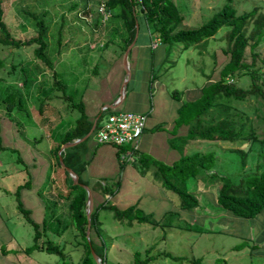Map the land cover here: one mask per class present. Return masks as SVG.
Here are the masks:
<instances>
[{
  "label": "rangeland",
  "instance_id": "rangeland-1",
  "mask_svg": "<svg viewBox=\"0 0 264 264\" xmlns=\"http://www.w3.org/2000/svg\"><path fill=\"white\" fill-rule=\"evenodd\" d=\"M3 2L4 21L17 39L34 38L37 34V20L43 19L46 22L49 28L46 37L49 45L47 54L53 62L55 71L60 75L59 79L68 85L67 94L71 95V60H74V56H71V45L75 43L77 32L75 29L80 28V31H83L87 29L89 23L91 26L95 23L97 26L98 22L92 19L91 15L95 13L99 16L98 8L103 0H3ZM174 2L190 27L198 29L219 14L229 0H174ZM232 4L239 14L250 12L254 7L261 8L260 19L249 28V32L256 37L262 30L264 22V0H232ZM110 21L102 23L100 17V23L105 26L106 24L109 26ZM229 32L230 27L225 26L215 38L187 50L188 52H181L178 49L179 44L161 46L159 51L153 52L155 54L160 52L164 58L163 62L155 66L154 76L156 78L163 76L169 90L179 91L183 103L187 102V97L183 95L187 88H201L209 80L214 83L220 79V73L218 77L217 73L219 69L221 72L229 61L226 54ZM33 50V47L15 49L0 45V60L3 62L0 66V125L5 148L0 151V264H83L85 251L82 245L75 242L71 228L62 237L58 234L67 222H61V225L58 222L50 223L47 226V235H43L39 241V244L53 242L62 249L63 256L38 250L25 252L35 243V230L19 211L15 193L20 185L29 180L30 168L21 161L24 158L19 148L20 141L15 142L8 136L10 134L8 130L10 117L6 115L7 97L10 93L8 84L13 83L11 91H14L16 81L19 82L24 72L38 76V87L34 92L38 95L39 102H34L30 109L35 114L34 121H42L37 112L38 109H42L45 117L50 114L61 115L62 130H67L71 127V118L78 116L76 110L71 116L73 102L64 98L63 92L56 88L57 79L53 77V71L41 61L34 59ZM257 52L264 58V40ZM79 55L82 56L83 53L80 52ZM247 56L251 61L250 48L247 50ZM112 59L114 58L111 46L108 51L102 53L101 60L98 59L102 74L111 68ZM134 84L135 80L130 88ZM237 84L240 88L247 89L251 80L249 77H243L238 79ZM148 97L150 105L153 104L154 98L150 93ZM12 112L14 118L22 116L25 122L30 123L31 118L29 119L25 112L21 113L14 109ZM29 134L31 137L34 135L33 131ZM47 146L48 142L44 139L41 149L45 150ZM230 146L232 144L198 141L187 148V151L216 152L217 171L238 182L242 175L241 160L238 155L226 151ZM259 162L264 163V159L258 160L257 155L253 154L244 173L257 171ZM55 171L59 174L63 169L56 166ZM45 172L50 174V169H46ZM147 177L157 183L152 172L148 173ZM59 186L61 187V184ZM188 186L199 198V207L193 212L181 211L179 198L168 192L170 200L166 211L167 214L178 213L180 218L174 223L177 225L191 223L192 231L169 227L153 229L148 224L137 222L129 224L117 220L113 213L103 211L100 221L103 223V239L107 246L104 264H194L198 261L201 264H264V244L255 236L254 228L236 226L235 220L239 218L227 215L228 212L217 204L213 192H209V189H212L210 183L203 184L202 181L193 179ZM94 195L98 203L105 200L98 192ZM110 201L114 204V201ZM23 205L32 211L33 220L42 227L43 220L49 218L50 210L44 211L37 196L31 192L25 195ZM260 217L261 215L257 218ZM261 218H264V214ZM248 222L249 225L252 224L251 221ZM199 229L207 232L202 234L198 232ZM254 245L260 247L257 254L255 252L251 254ZM2 248L7 250L6 256L3 255ZM92 264H97L95 259Z\"/></svg>",
  "mask_w": 264,
  "mask_h": 264
},
{
  "label": "trees",
  "instance_id": "trees-1",
  "mask_svg": "<svg viewBox=\"0 0 264 264\" xmlns=\"http://www.w3.org/2000/svg\"><path fill=\"white\" fill-rule=\"evenodd\" d=\"M107 6L117 17L122 20L126 30L127 38L124 40L122 55L134 42L137 34V24L139 17L143 16L152 29L153 35L161 38L163 45H180L182 51L207 43L215 38L219 31L227 26L230 27L228 34V49L226 54L229 61L223 66L220 72V79L210 83L202 90V96L193 102H185L179 109V123L188 125V132L185 136H177L170 140L172 148L180 153V159L169 166L156 160L142 156L137 160L136 166L143 176H148L152 172L154 179L167 192L174 193L180 200L181 211L193 212L200 205L199 198L189 190V182L193 179L202 181L203 184L210 183L217 204L230 215L237 218L254 220L264 212V163H258L257 171L244 173L249 165V158L256 154L258 160L264 159V58H261L257 49L264 40V22L262 30L255 37L249 32L250 26L260 19V7H254L250 12L239 14L233 6L232 0L223 7L219 14L215 15L208 24L198 29L180 30V25L184 21L179 7L174 0H105ZM3 0H0V45L19 49L21 47H33L34 59L41 61L48 69L53 71V77L57 79L56 88L63 92V97L73 102L71 95L67 94L68 85L59 79L60 75L55 71L52 60L47 54L48 42L46 37L49 28L43 19L37 20V34L30 40L17 39L9 30L4 21ZM114 16V15H113ZM251 50V61L247 56V50ZM3 62L0 60V66ZM249 77L251 84L249 88H240L238 79ZM233 80V83L229 81ZM151 80L150 90L152 89ZM174 99L182 100V95L175 90L172 93ZM12 96V97H11ZM19 97V94H16ZM8 116L11 120L16 119L11 114L16 106L15 96L7 97ZM72 107L79 111L80 115L76 119L75 125L61 136V141L56 146L52 154L55 159V166L63 169L60 165L58 152L62 145L75 142L86 137L92 130L94 123L87 116L85 105L73 102ZM113 111L107 110L109 114ZM102 118H100L99 122ZM97 122V126L99 124ZM95 132V131H94ZM94 133L92 134V136ZM62 153L64 163L67 167L76 171L81 177V183L89 185L83 179V173L87 167L85 156L87 154V142ZM224 143L232 144L226 151L236 154L241 160V178L238 182L217 171L218 155L216 152L196 151L188 153L194 142ZM128 147L119 149V159L121 152ZM4 150L0 125V151ZM121 169L125 162H122ZM67 174V193L62 195L68 203L69 220H60L58 223L67 222L63 230L58 234L72 229L77 236L78 243L83 246L85 257L83 264H92L94 258L92 249L102 259L106 253V243L104 242L103 224L100 215L103 211L111 212L116 219L129 224L137 222L148 224L153 229L175 228L179 230L192 231L191 223L177 225L175 220L179 219L178 213L167 214L163 219L158 220L153 215L145 214L137 205L121 210L111 204L108 197H115L121 187L120 181L97 183L92 188L99 191L105 198L102 203H97V207L91 219V244L87 240V202L88 194L81 186L75 185ZM30 183L19 186L15 195L18 201V209L24 215L27 222L35 230V243L31 248L25 250L29 253L35 250L55 253L63 256L62 249L51 241L39 244L43 235H47L48 225L53 222V211L49 207V218L43 220L42 227L32 218V212L26 209L21 201V189L29 187ZM90 186V185H89ZM198 232L205 233L207 230L199 229ZM95 237L100 242L95 241ZM238 249V248H236ZM259 250V246L254 245L252 252ZM3 255L7 250L2 248ZM194 264H201L199 261Z\"/></svg>",
  "mask_w": 264,
  "mask_h": 264
},
{
  "label": "crops",
  "instance_id": "crops-1",
  "mask_svg": "<svg viewBox=\"0 0 264 264\" xmlns=\"http://www.w3.org/2000/svg\"><path fill=\"white\" fill-rule=\"evenodd\" d=\"M113 15L109 26L107 24L105 26L100 23V17L93 13L91 17L98 22L97 26L95 23L91 26L89 23L87 29L83 31H80V28L75 29L77 31L75 32V43L71 45V56H74V60H71V98L77 105L80 103L85 105L87 116L94 124L99 122L100 118L107 116L105 108L117 100L125 78L122 48L127 34L122 20L117 17L115 11ZM138 26V36L134 40L135 44L129 56L132 76L128 87V96L119 110L147 114V127L140 142V158L145 156L171 166L179 161L180 153L171 147L170 140L177 136H185L189 128L187 124L179 123V109L183 104V99L181 101L174 99L173 90H169L163 76L158 78L154 76L155 66L157 63L163 62L164 58L160 52L159 54L153 52L159 51L163 44L161 42L156 49L153 48L154 39L157 35H153L150 25L143 16L139 17ZM192 29L184 18L180 30ZM111 46L114 58L112 59V66L105 74H102L98 59L101 60L102 53L108 51ZM178 49L185 52L182 51L181 46ZM80 52L83 53L82 56L79 55ZM24 73V76L19 78V82L16 81L15 83L16 90L11 91L13 83L9 82L8 84L9 96L13 94L17 99L14 110L21 113L25 112L26 116L31 118L30 123H28L24 121L22 116L19 118L17 115L19 119L15 118L16 121L11 120L8 116V130L10 132L8 136L15 142L20 141L19 148L24 158L21 161L30 168L29 180L27 181L30 186L21 189V201L24 202L25 195L31 192L37 196L39 205L44 211L48 212L49 207H52L51 210L53 213L55 212L53 222L68 221V203L61 198L67 193V174L64 171L57 174L55 171V159L52 151L60 144L61 136L74 127L80 113L77 107L71 106V116L75 110L78 112V116L74 119L71 118V127L67 130H62L61 115L50 114L45 117L42 109L37 111L42 121H34L35 114L30 109H32L34 102H39L38 95L34 92L38 87V76L27 74V71ZM219 73L220 69L217 77ZM152 79L154 82L151 91ZM134 80L135 84L130 88ZM211 82L213 83L209 80L205 86ZM205 86L194 89L187 88L183 92V95L187 97V102L198 100L202 96V90ZM149 93L154 98V103L151 105ZM16 94H19V97ZM8 106L11 105L8 103ZM30 131H33L34 137L30 136ZM92 137L93 139H90L86 146L87 167L83 173V179L89 182L91 188L97 183L104 185L106 182L120 181L121 187L118 194L109 198L114 201L113 205L121 210L137 205L147 215H153L158 220L163 219L167 215L166 208L170 200L168 192L160 184L155 183L147 176H143L135 162L126 163L121 169L119 150L111 145L99 144L95 136ZM44 139L48 142V146L42 150L41 146ZM14 151L17 150L14 149ZM46 169H50V174L45 172ZM93 192L101 194L99 191ZM213 198L215 199L214 194ZM103 199L105 198L103 197ZM227 215L230 216L229 213ZM261 217L254 220L239 218L241 220L235 221L237 227L240 225V227L252 226L255 236L264 244V218ZM248 221H251L252 224L249 225L250 222ZM71 231L73 230L71 229ZM66 232L59 235L62 237ZM73 232V238L77 242V236ZM95 241L99 243L100 239L95 237Z\"/></svg>",
  "mask_w": 264,
  "mask_h": 264
},
{
  "label": "built area",
  "instance_id": "built-area-1",
  "mask_svg": "<svg viewBox=\"0 0 264 264\" xmlns=\"http://www.w3.org/2000/svg\"><path fill=\"white\" fill-rule=\"evenodd\" d=\"M98 14L102 23L112 19L113 11L109 9L105 0L100 4ZM160 44L161 38L157 36L154 39L153 48L156 49ZM147 121V114L113 111L101 119L96 126L94 136L99 144L111 145L118 150L128 147L121 152L120 160L125 163H134L140 156V142L147 127Z\"/></svg>",
  "mask_w": 264,
  "mask_h": 264
},
{
  "label": "water",
  "instance_id": "water-1",
  "mask_svg": "<svg viewBox=\"0 0 264 264\" xmlns=\"http://www.w3.org/2000/svg\"><path fill=\"white\" fill-rule=\"evenodd\" d=\"M139 28L138 24H137V29ZM138 34L136 35L137 38ZM134 42L127 48V50L124 53L123 56V68L125 71V78L124 81L122 83V86L120 88V94L119 97L117 98V100L112 104L109 105L107 108H105L106 110H111V111H118L121 106L124 104V102L127 99L128 96V87H129V83L131 81V70H130V65H129V56L131 53V49L134 46ZM97 126V122L94 124L91 132L84 137L83 139H79L75 142H70V143H66L64 145L61 146L59 152H58V156H59V161H60V165L61 167L68 173V175L71 177V179L73 180V183L75 185L81 186L84 190H86L87 194H88V208H87V219H88V229H87V240L88 242L91 244V219H92V215L97 207V202L95 199V195L94 192L92 190V188L89 185H85L81 183V177L79 176V174L74 171L73 169L67 167L64 163V159L62 156V153L65 152L68 149L74 148L77 145H79L80 143L86 141L90 136H92V134L94 133L95 129ZM92 256L93 258L96 260L97 264H102V259L97 255V253L92 249Z\"/></svg>",
  "mask_w": 264,
  "mask_h": 264
}]
</instances>
